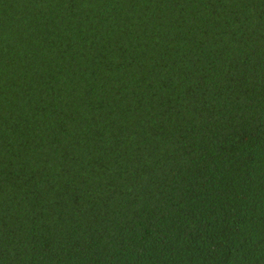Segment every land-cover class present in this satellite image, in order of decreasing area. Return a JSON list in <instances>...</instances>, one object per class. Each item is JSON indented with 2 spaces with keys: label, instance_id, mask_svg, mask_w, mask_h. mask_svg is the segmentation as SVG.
Listing matches in <instances>:
<instances>
[{
  "label": "trees",
  "instance_id": "trees-1",
  "mask_svg": "<svg viewBox=\"0 0 264 264\" xmlns=\"http://www.w3.org/2000/svg\"><path fill=\"white\" fill-rule=\"evenodd\" d=\"M0 264H264V0H0Z\"/></svg>",
  "mask_w": 264,
  "mask_h": 264
}]
</instances>
